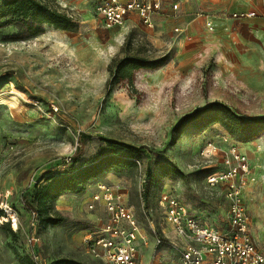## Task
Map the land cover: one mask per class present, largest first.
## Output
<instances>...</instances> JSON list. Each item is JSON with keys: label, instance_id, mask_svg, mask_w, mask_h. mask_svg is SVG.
<instances>
[{"label": "rangeland", "instance_id": "obj_1", "mask_svg": "<svg viewBox=\"0 0 264 264\" xmlns=\"http://www.w3.org/2000/svg\"><path fill=\"white\" fill-rule=\"evenodd\" d=\"M162 1L180 9L152 31L137 19L121 29L103 28L94 13L97 0H54L76 22L66 32L43 26L41 34L29 37L21 24L0 20V207L9 206L18 219L12 239L2 230L7 221L0 216V264H18L14 251L36 264L56 259L103 264L86 255L82 244L84 233L105 221L101 208H87L98 184L124 189L148 237L145 263L154 251L146 219L156 232L167 233L160 192L173 193L202 223L224 230V190L208 187L206 178L224 169L231 149L246 158L255 176L244 200L254 244L264 253V130L246 140L217 125L190 127L175 145L170 143L182 118L212 104L225 105L244 120L264 119V0ZM242 10L256 17L240 23L228 14ZM206 19L215 23L213 31ZM129 37L133 55L167 61L140 75L133 88L108 86L109 66L125 56ZM106 140L139 149L140 165L122 173L104 171L84 192L61 195L50 213L62 221L43 228L25 208V192L29 201L33 187L48 174L69 171L80 144V160L92 161ZM208 147L214 155L204 157ZM160 163L175 166L181 176L161 178L158 188L146 176L148 171L157 175ZM156 257L160 264H175L166 248Z\"/></svg>", "mask_w": 264, "mask_h": 264}, {"label": "built area", "instance_id": "obj_2", "mask_svg": "<svg viewBox=\"0 0 264 264\" xmlns=\"http://www.w3.org/2000/svg\"><path fill=\"white\" fill-rule=\"evenodd\" d=\"M172 10L176 11L177 5H173ZM160 12V0H97L94 7L95 16L105 29L124 28L131 15H136L145 29H153ZM229 16L233 20L244 21L253 19L256 13L237 11ZM214 24L212 19H206L209 31H213ZM179 32L176 28L175 33ZM213 153L208 147L202 155L210 157ZM222 164L224 169L210 173L206 184L210 188L221 187L224 190L227 204L224 230L202 223L173 193L160 192L158 205L167 233L162 230L159 234L152 222L146 219L154 251L145 263L143 254L149 243L148 237L142 232L132 208L127 205L124 189L118 184H98L87 208L91 211L101 208L105 221L97 230L84 233L82 244L86 255L103 264H160L156 251L166 248L175 264H264V253L257 249L250 233L244 200L248 188L255 184V176L246 158L236 149L229 151ZM0 210L12 231H16L18 219L13 210L7 205L1 206Z\"/></svg>", "mask_w": 264, "mask_h": 264}, {"label": "trees", "instance_id": "obj_3", "mask_svg": "<svg viewBox=\"0 0 264 264\" xmlns=\"http://www.w3.org/2000/svg\"><path fill=\"white\" fill-rule=\"evenodd\" d=\"M0 20L7 19L6 23L21 24L29 37L42 33V27H51L57 31H69L76 27L75 20L66 12L55 5L54 0H4L2 2ZM125 56L109 66L110 79L108 86H125L133 88L138 77L146 72H151L162 67L166 57L148 58L134 54L132 37L127 38L124 44ZM140 51H146L140 49ZM109 91V90H108ZM217 125L229 136H239L246 140H252L264 130V119L244 120L243 117L222 104H212L203 109L196 110L185 116L174 127L170 143L175 145L185 134L188 128L203 130ZM104 148H101L92 161H81L82 145L69 160L70 170L62 176L48 174L43 182L36 184L32 198L27 201L23 195L25 208L33 213L38 223L46 228L56 226L62 220L51 216L52 203L61 195L80 194L85 191L87 183L102 172L122 173L137 168L142 162L143 155L135 147L117 141L106 140ZM158 174L147 172L149 183L156 187L161 186V178L171 179L181 176L175 166L160 163L157 166ZM146 198V195L144 196ZM0 216L3 214L0 210ZM2 230L12 239L15 232L6 222ZM18 264H35L27 256H20L14 251ZM49 264H83L72 259H56Z\"/></svg>", "mask_w": 264, "mask_h": 264}, {"label": "crops", "instance_id": "obj_4", "mask_svg": "<svg viewBox=\"0 0 264 264\" xmlns=\"http://www.w3.org/2000/svg\"><path fill=\"white\" fill-rule=\"evenodd\" d=\"M160 2H161V12L156 16V18H155V21H154V28H157L158 27V25L160 24V20H162L163 18L164 19H167V20H170L171 18H174V15H175V13H177L178 14V11H179V6L177 5V4H171V5H169V6H163V1L162 0H160ZM173 5H177V10L176 11H173L172 10V6ZM243 11V10H242ZM232 12H237V11H232ZM232 12H229L228 14H230V13H232ZM135 19H137L138 21H139V19H138V17L136 16V15H131V17L127 20V22H126V26L128 25V23L129 22H131V21H133V20H135ZM254 19V18H253ZM253 19H251V20H253ZM251 20H244V21H239L240 23H244V22H249V21H251ZM237 21V20H236ZM140 22V21H139ZM125 26V27H126ZM154 28L153 29H146V30H148V31H152V30H154ZM176 29V28H175ZM178 29V28H177Z\"/></svg>", "mask_w": 264, "mask_h": 264}]
</instances>
